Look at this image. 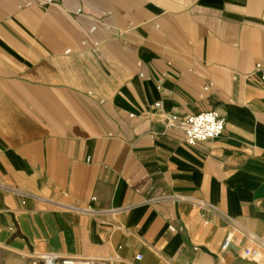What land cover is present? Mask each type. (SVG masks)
<instances>
[{"label": "crops", "instance_id": "1", "mask_svg": "<svg viewBox=\"0 0 264 264\" xmlns=\"http://www.w3.org/2000/svg\"><path fill=\"white\" fill-rule=\"evenodd\" d=\"M257 65L264 0H0V264H257L193 203L264 241ZM206 111L216 140L165 126Z\"/></svg>", "mask_w": 264, "mask_h": 264}, {"label": "built area", "instance_id": "2", "mask_svg": "<svg viewBox=\"0 0 264 264\" xmlns=\"http://www.w3.org/2000/svg\"><path fill=\"white\" fill-rule=\"evenodd\" d=\"M255 73H257L259 79L264 82V65H257ZM160 107L161 103L159 102L153 105V109H158ZM165 126L168 129L172 128L181 131L184 143L189 147L216 140L221 137L224 131V121L215 111H206L196 115H190L179 122L166 119ZM166 199L183 202L188 201L182 197H166ZM193 203L200 209L211 212L223 223V225L229 228V233L220 245L222 251L228 248L232 242L233 235L236 234L244 238L248 243V247L242 250V255L254 263L264 264V241L262 239L211 205L203 202ZM29 259L31 260L30 264H138L142 257L140 255H135L131 261H125L116 254L102 259H96L69 258L62 257L55 253H41Z\"/></svg>", "mask_w": 264, "mask_h": 264}]
</instances>
